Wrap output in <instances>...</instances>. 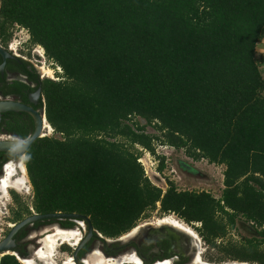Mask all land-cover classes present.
I'll return each mask as SVG.
<instances>
[{
  "label": "trees",
  "instance_id": "16d2710c",
  "mask_svg": "<svg viewBox=\"0 0 264 264\" xmlns=\"http://www.w3.org/2000/svg\"><path fill=\"white\" fill-rule=\"evenodd\" d=\"M13 26L61 70L40 82L52 135L24 155L36 213L86 215L103 238H117L159 203L199 223L228 260L264 264V228L260 238L216 244L238 217L264 226V74L255 62L264 0H0L5 45ZM27 121L7 131L26 139ZM151 124L160 135L145 131ZM155 140L223 165L220 197L152 184L135 146L155 155ZM21 206L16 217L30 213ZM0 264L22 263L5 254Z\"/></svg>",
  "mask_w": 264,
  "mask_h": 264
},
{
  "label": "rangeland",
  "instance_id": "374dc122",
  "mask_svg": "<svg viewBox=\"0 0 264 264\" xmlns=\"http://www.w3.org/2000/svg\"><path fill=\"white\" fill-rule=\"evenodd\" d=\"M11 36L6 43L8 46L11 44L12 50L16 53L20 54L25 59L31 61L33 65L38 69L43 79L50 78L53 80L60 79L57 75L61 73V70L59 67H54L53 63L48 60L44 54V51L41 49L38 45H32L29 42V34L27 30L20 26H13L10 29ZM40 67L45 68H51L53 71L52 77L44 75L42 71L40 70ZM262 71V74H264V71ZM58 73V74H57ZM138 120V118L136 119ZM145 131L150 134H156L160 135V133L155 130V127L151 125H147L145 128ZM45 135H52V131L49 134ZM135 149L138 150L139 159L138 162L142 165L144 169L145 175L148 177V179L152 182V184L156 185L157 187L163 189V191L168 187L169 181L173 182L174 185L178 190H188V191H206L211 193L215 198H219L220 194L222 192L223 186V172L225 167L223 165H217L208 162L206 159H195L189 156L184 149H175L169 145L162 144L158 140L154 141V149H155V155L149 153L148 151L144 150L141 147L135 146ZM159 157H164V166L161 171L158 170L159 165ZM20 158V157H19ZM15 166H17V162L13 163ZM15 173L20 176V172L18 170H15ZM25 183L23 187H20L18 189L12 190L9 189L8 194H2L4 195L2 199H0V240L5 236L6 232L9 229L8 225H13L14 223H17L18 218L21 220V218H24L26 216L27 212L23 211L21 212L20 217H16L15 215L19 212L20 206L28 207L29 210H31L32 205V199H33V192L32 187L29 182V179L27 177V174H24ZM26 177V178H25ZM18 198L19 202H16L13 193ZM5 204V205H4ZM21 206V207H22ZM157 208L152 210L148 213V215L140 220L135 227H140L139 232L130 235L129 237L126 235L130 233L133 229L128 231L127 233L117 237V238H106L111 240H118L121 239V241H117L114 244H119V246H123L122 250L116 255H108L103 251V247H111L112 244L110 243H102L99 240H95L90 243V240L85 243L84 245L89 244V251L84 257H87L89 260H95L96 257L103 258V260H109L112 257L114 259H118L121 256H137L134 251H131L132 249L130 247H126L128 243L130 242H141L144 237L147 235L148 230L146 225L154 224L157 219L162 218L163 216H172L173 218L189 225L197 234L200 241V249L201 251V257L203 260L213 263H224V262H235L237 260H228L225 253L217 248L211 247L209 244L205 243V241L202 239V237L199 235V223H186L181 218H179L176 214L173 213H166L163 214L159 210V203H157ZM57 222V221H56ZM149 223V224H147ZM39 230H33L31 229L29 231V240L27 241L25 247L28 249L27 258L32 259L36 264H48L46 261H42L41 259L36 258L34 254L36 251L40 248H43V239L47 236L48 233H51L53 231L54 226H58L57 223L48 225H42ZM45 226V227H44ZM86 226L84 225L83 230H78V234H82L83 236L86 233ZM134 227V228H135ZM142 227V228H141ZM32 228V227H31ZM63 228V227H62ZM42 229V231H41ZM261 229V228H260ZM259 228L256 229L250 222H247L244 220L243 217H238L236 220V224L233 228L228 229L226 235L222 238V241L220 244L224 243H233L236 245H239L240 243H243L244 240L250 239L251 237H258L257 231L260 230ZM124 236L126 238H124ZM59 241V242H58ZM56 241V246L54 250V255L51 257L52 263L54 264H65L66 260H68L70 257L72 258L74 246L71 245L69 242H63L61 240ZM217 245H220L216 242ZM83 245V246H84ZM261 249H264V243L260 245ZM32 250V255H31ZM95 250L99 251V255H94L93 252ZM11 252H8L10 254ZM12 255V253H11ZM90 256V257H89ZM83 257V258H84ZM122 257V258H123ZM138 257V256H137ZM26 258V257H24ZM139 258V257H138ZM141 260V258H140ZM223 260V261H219ZM21 262V259H20ZM142 262V260H141ZM22 263V262H21ZM156 263V262H155ZM23 264V263H22ZM125 264H133L131 262H126ZM143 264V262H142ZM250 264H257V263H250Z\"/></svg>",
  "mask_w": 264,
  "mask_h": 264
},
{
  "label": "flooded vegetation",
  "instance_id": "af4514ba",
  "mask_svg": "<svg viewBox=\"0 0 264 264\" xmlns=\"http://www.w3.org/2000/svg\"><path fill=\"white\" fill-rule=\"evenodd\" d=\"M0 47L5 49L9 53L8 57L6 58H3L0 55V101H6V100L16 101V102L25 104L26 106H29L36 111H40L41 108L43 107V105L42 107L40 106L41 92L39 96L36 95V92L38 90H41L40 82L43 79L41 72L38 69H36V67L33 65L31 61L25 59L24 57H22L20 54L13 51L8 46H5V44L1 40H0ZM25 69L28 70V72H26ZM29 72L30 74L35 75V78L32 77L29 74ZM42 103H43V100H42ZM18 113H22V114L19 115ZM16 119H17V122H19L20 124H23V121L28 122L27 120H31L33 122V118L27 113L9 112V111L4 112L1 114V118H0V137L2 136L3 139H5V137L12 136V134L7 131V126L9 124L10 125L14 124ZM0 153L2 154L6 152H0ZM2 159H3V156H0V175H2V172L6 164L8 163L11 164L15 162L18 163L20 160L18 156H14V155H12L11 158H9L8 160L4 162ZM33 212L35 211L33 210V208H31L30 213H26L27 215L24 216V218L31 215ZM22 219L23 218H21V220ZM17 220L20 221V219H17ZM65 221H68V220H62V221L59 220L57 222L55 220L38 221L34 223L32 226H25L19 229L13 236V239L16 243L15 250L23 258L26 256H29L28 251H27L28 249H26L25 245L30 238L29 231L31 229L39 230L41 227H43L42 225L50 226L51 224H54V223H58L57 225L63 228L73 227V225L67 226L65 224ZM250 223L253 225L252 222ZM152 225L154 226V224H149V226H152ZM164 225H167V224H164ZM198 225L200 226V224ZM8 226H9V229L6 232L5 236L9 232L10 227L12 225H8ZM254 227L258 229L255 225ZM171 228L176 229L174 227H171ZM260 228L259 229L262 230L264 226ZM147 230H148V233L141 242L139 243H136L135 241L130 242V243H133L134 245H130V243H128V245L126 246L127 248L130 247L132 250H134L135 254H137V256L141 258L142 262L143 260L149 261V262L153 261L151 263L153 264L155 262L158 263V262H164L165 260H171V264H189L190 263L193 257V253H195L197 249L196 246L192 243V241L190 242L191 239L181 240L174 232H172V230L170 231L168 229L158 230V229L148 227ZM256 234L258 236L256 238H260L258 231ZM197 238L199 239L198 236ZM95 240L97 239H94L92 237L90 240V243ZM200 241L201 240H197L198 245H200ZM221 241H222V238H219L216 240L218 244H220ZM77 245H75L74 247H76ZM88 245L89 244L83 246V248L87 246V251H85L82 254V256L79 258L84 257V255L88 253L89 251ZM111 249L118 250V247H112ZM199 249H200V246H199ZM103 251L107 253L108 255L110 254L114 256H116L120 252V251H117L115 254H113L110 252V250H106V247H103ZM32 253L33 252L31 250V255ZM198 253H201V251H198Z\"/></svg>",
  "mask_w": 264,
  "mask_h": 264
},
{
  "label": "water",
  "instance_id": "95a60500",
  "mask_svg": "<svg viewBox=\"0 0 264 264\" xmlns=\"http://www.w3.org/2000/svg\"><path fill=\"white\" fill-rule=\"evenodd\" d=\"M0 55L3 58H6V57H8L9 53L5 49L0 47ZM40 92H41V90H38L36 92V95L39 96ZM7 111H9V112H24V113L29 114L33 118V129H32V132H31L29 137H27L26 139H18L16 137L11 136V137L16 138V139H2V140H0V152L11 153L12 155L18 156V157H20V159L23 158V160H24L25 152L30 147V145L36 139L45 136V135H43V130L45 128V124L50 126L46 120L45 107H42L40 111H36L33 108L26 106L25 104L16 102V101H11V100L0 101V118H1V114L4 112H7ZM44 220H46V221L68 220L69 222L73 223V227H77L79 222L83 223L86 226L85 235L83 236V238L80 240V242L74 248V251H73L72 258L74 259L75 264H85L83 262V257L79 258L78 253L83 248V245L85 243H87L94 235L103 239L104 243L114 244L117 241H121V239H118L116 241V240L103 238L93 228L92 223L90 221V218L86 215H81V214H77V213H61V212L39 214V213L33 212L31 215H29L26 218H23L22 220H20L19 222L13 224L10 227V230L7 233V235L3 239L0 240V257H2L5 254H8V252H14V254H12V255H14L19 260V257H21V256L15 250L16 249V243L13 239V236L15 235V233L19 229H21L25 226H32L34 223H36L38 221H44ZM146 227H150V228H154V229H158V230H160V229H168L170 231L172 230V232H174L181 240L182 239H189L190 240L191 238H193V237H191L192 235H189L188 233H184V232L179 231L177 229H173L170 226H167L164 224H162V225L156 224L154 226L153 225L152 226L146 225ZM138 230L135 231L133 234H135L136 232L138 233L139 232ZM124 238H126V237H124ZM190 242H191V240H190ZM131 251H134V250H131Z\"/></svg>",
  "mask_w": 264,
  "mask_h": 264
},
{
  "label": "bare ground",
  "instance_id": "6f19581e",
  "mask_svg": "<svg viewBox=\"0 0 264 264\" xmlns=\"http://www.w3.org/2000/svg\"><path fill=\"white\" fill-rule=\"evenodd\" d=\"M40 70L42 71L43 74H46L49 77H52L53 71L51 68H45V67H40ZM52 128L48 125L45 124V128L43 130V135L46 133L49 134L51 133ZM15 170H18L20 172V176H18L15 172ZM26 173V169L23 163V158L19 160L17 163V166L13 163H8L4 167V170L2 172V175H0V199L3 198L4 195L2 194H8L9 189H18L20 187L24 186L25 179H24V174ZM26 178V177H25ZM26 184V183H25ZM23 185V186H22ZM5 205V204H4ZM149 224V223H148ZM152 224V223H151ZM155 224H167L171 227H174L178 229L179 231H182L184 233H188L189 235H192L191 241L192 243L196 246V251L193 253V257L190 261L189 264H250L248 262H241V261H235V262H224V263H213V262H208L203 260L201 257V254L198 253L199 251V245L197 243V234L195 231L187 224L173 218L172 216H164L160 219H157V221L154 223ZM79 226L77 227H70V228H62L60 226H54L53 231L51 233H48L46 237L43 239V248H40L36 251L34 256H36L38 259H41L42 261H50L48 264H54L52 263L51 257L54 255V250L56 246V241L61 240L63 242H69L71 243L72 246L77 245V243L80 242V239H82L83 235L80 233L78 234V230H83L84 226L83 223H79ZM140 227H135L133 230L126 235V237L132 235L135 231H137ZM125 237V236H124ZM59 242V241H58ZM14 254V252H11ZM10 253V254H11ZM93 254L99 255V251L95 250ZM90 257V256H89ZM123 256L119 257L118 259H112L110 258L108 261L103 260V258H98L96 257L95 260H89L87 257L83 258V261L85 264H125L126 262H131L133 264H142L141 260L137 256ZM21 259V262L24 264H36L32 259L23 258L19 257V261ZM73 258H69L66 260L65 264H75V261H73ZM153 264H171V260H165L164 262H158V263H153Z\"/></svg>",
  "mask_w": 264,
  "mask_h": 264
},
{
  "label": "crops",
  "instance_id": "0c3cea01",
  "mask_svg": "<svg viewBox=\"0 0 264 264\" xmlns=\"http://www.w3.org/2000/svg\"><path fill=\"white\" fill-rule=\"evenodd\" d=\"M255 62L264 71V39L256 45Z\"/></svg>",
  "mask_w": 264,
  "mask_h": 264
},
{
  "label": "built area",
  "instance_id": "2783aa9c",
  "mask_svg": "<svg viewBox=\"0 0 264 264\" xmlns=\"http://www.w3.org/2000/svg\"><path fill=\"white\" fill-rule=\"evenodd\" d=\"M8 47L12 49L11 44H9ZM41 49H42V48H41ZM42 50H43V49H42ZM43 107H44V105H43ZM1 138L3 139L2 136L0 137V140H2ZM5 139H16V138H13V137H11V136H8V137H5ZM23 163H24V160H23Z\"/></svg>",
  "mask_w": 264,
  "mask_h": 264
}]
</instances>
